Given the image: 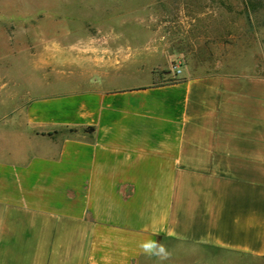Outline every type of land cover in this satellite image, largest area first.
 <instances>
[{"label": "crops", "instance_id": "obj_1", "mask_svg": "<svg viewBox=\"0 0 264 264\" xmlns=\"http://www.w3.org/2000/svg\"><path fill=\"white\" fill-rule=\"evenodd\" d=\"M124 32L37 53L52 91L5 126L19 144L0 150V264L172 263L178 243L264 257V75ZM172 65L175 82H153Z\"/></svg>", "mask_w": 264, "mask_h": 264}, {"label": "rangeland", "instance_id": "obj_2", "mask_svg": "<svg viewBox=\"0 0 264 264\" xmlns=\"http://www.w3.org/2000/svg\"><path fill=\"white\" fill-rule=\"evenodd\" d=\"M121 15L138 16L139 27L127 23L130 28L122 29L119 22L105 21ZM75 30L102 32L99 36L124 30L131 44L156 48L159 55L188 48L203 64L223 61L236 65L230 69L246 66L264 75V0H0V150L19 144L7 131L13 115L30 98L52 91L50 77L37 82V53L66 46ZM173 67L169 73H174ZM165 73L157 70L153 82L170 79ZM144 76L136 79L143 81ZM171 248L187 257L172 263L161 258L156 264H202L200 258L207 254L220 264H264V257L196 245L178 243Z\"/></svg>", "mask_w": 264, "mask_h": 264}, {"label": "trees", "instance_id": "obj_3", "mask_svg": "<svg viewBox=\"0 0 264 264\" xmlns=\"http://www.w3.org/2000/svg\"><path fill=\"white\" fill-rule=\"evenodd\" d=\"M166 73H169V72H166ZM176 80L173 79V78H170V79H167L165 82L166 83H173L175 82ZM84 131H89V132H92L93 131V128L91 127H88V128H85ZM65 132L69 133V134H73L76 132L75 129H66Z\"/></svg>", "mask_w": 264, "mask_h": 264}, {"label": "built area", "instance_id": "obj_4", "mask_svg": "<svg viewBox=\"0 0 264 264\" xmlns=\"http://www.w3.org/2000/svg\"><path fill=\"white\" fill-rule=\"evenodd\" d=\"M173 69H174V73H175V75L179 74V70H178L177 67L174 66Z\"/></svg>", "mask_w": 264, "mask_h": 264}]
</instances>
